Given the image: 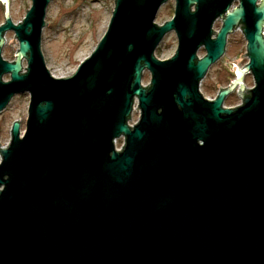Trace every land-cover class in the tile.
<instances>
[{
	"label": "water",
	"instance_id": "95a60500",
	"mask_svg": "<svg viewBox=\"0 0 264 264\" xmlns=\"http://www.w3.org/2000/svg\"><path fill=\"white\" fill-rule=\"evenodd\" d=\"M52 1L32 0L16 25L0 0V113L30 98L25 131L15 122L0 149V264H264V0H175L163 25L168 0H115L106 33L66 78L42 50ZM240 24L249 63L209 100L201 83ZM171 32L176 53L160 60ZM238 86L241 103L224 107Z\"/></svg>",
	"mask_w": 264,
	"mask_h": 264
},
{
	"label": "rangeland",
	"instance_id": "374dc122",
	"mask_svg": "<svg viewBox=\"0 0 264 264\" xmlns=\"http://www.w3.org/2000/svg\"><path fill=\"white\" fill-rule=\"evenodd\" d=\"M32 5V0H9L10 17L14 24L23 22L24 17ZM115 7V0H54L47 9V26L43 30L42 50L46 65L51 74L57 78L72 76L78 66L89 57L99 41L106 33L112 13ZM175 0H168L164 4L156 18L158 25H163L174 16ZM5 20V7L0 6V26ZM219 28V26L217 27ZM216 28V29H217ZM18 40L13 32L6 35V45L3 49V58L9 62L15 60L18 50ZM178 42L174 32L169 33L156 51V57L160 60L171 58L177 50ZM226 57L218 67L212 68L201 84L202 94L208 98H214L219 91L217 82L219 78L218 68L226 62H237L242 65V56L246 55V44L241 35L233 37L227 46ZM203 57V52L199 53ZM237 64V65H238ZM26 64L24 63V69ZM150 73L145 72L143 85L150 84ZM5 81L10 76H4ZM222 86L226 85L222 83ZM253 83V78L246 77L245 88ZM30 98L28 94L17 95L8 107L0 113V149L5 148L11 139V130L15 122L21 123V131H25L28 117ZM240 104V99L234 93L225 102L226 107ZM232 108V107H231ZM140 112L135 111L130 126L138 122ZM124 139L121 138L115 143L118 150H121ZM1 159V157H0Z\"/></svg>",
	"mask_w": 264,
	"mask_h": 264
},
{
	"label": "flooded vegetation",
	"instance_id": "af4514ba",
	"mask_svg": "<svg viewBox=\"0 0 264 264\" xmlns=\"http://www.w3.org/2000/svg\"><path fill=\"white\" fill-rule=\"evenodd\" d=\"M260 2H261L260 0H257L256 5L258 6V5L260 4ZM240 3H241V0H236V1L233 3L232 7H237V6L240 5ZM2 5L5 7V5L1 3L0 6H2ZM10 18H11V17H10ZM11 20H12V19H11ZM4 24H5V20H4V22L2 23V25H4ZM222 25H223V19H222V18L217 19L216 22H215L214 25H213V31H214L215 33H218V32L220 31V29L222 28ZM218 26H219V28H217ZM216 28H217V29H216ZM244 29H245V26H244L243 24H240V25L238 26V28L234 30V33L228 36L227 46L229 45V43H230V41H231V39H232L233 37H236L237 35H241V36L243 37V41H244L245 44H246V47H245L246 55H243V56H242V61H243L242 65L238 64L237 62H232V63L226 62L225 65H221V67L218 68V70H219V78H220L221 81L223 80V82H222L223 84H224V83L226 84V85L222 86L221 81H219V82L216 83V85H217L218 88H219L218 94L221 92V90H223V89H227L228 87H230L231 84L233 83V81L236 80L238 71L241 70V69H243V68H244L246 65H248V63H249V58H248V56H247V41H246V39H245ZM10 32H13V31H8V32L5 34V40H6V35H7L8 33H10ZM13 33H14V32H13ZM14 35H15V34H14ZM262 36H263V38H264V27H263V30H262ZM215 37H216V34L213 35V39H215ZM18 43H19V42H18ZM5 45H6V43H5ZM227 46H226V52H225V54L223 55V57H222L218 62H216L213 66H211V68L209 69L208 73H210V72L212 71V68L214 69L215 67H218L221 63L224 62L223 59L227 56V55H226L227 50H228V47H227ZM18 47H19V45H18ZM3 49H4V47H3ZM200 52H203V56H205L206 51H205V49H204L203 47L199 50L198 55H199ZM15 55H16V54H15ZM199 57H200V56H199ZM200 58H202V57H200ZM24 63L26 64V62H24ZM237 64H238V65H237ZM208 73H207V74H208ZM247 76H250V77L253 78V76H252L251 73L246 74V75L244 76V80H243L244 85H245V81H246V77H247ZM201 84H202V83H201ZM254 85H255V84H254V81H253V83H252L250 86L247 87V92H246L247 94L249 93V90H251V89L254 87ZM239 89H240V86H238V87L234 90V92L231 93L230 95H232V94L235 93V94L238 96V98H239V94H238ZM218 94H217L214 98L209 99V100H214V99L218 96ZM230 95H229V96H230ZM229 96H228V97H229ZM228 97L226 98V100L228 99ZM207 99H208V98H207ZM239 99H240V98H239ZM226 100H225V102H226ZM225 102H224V107H226ZM240 103H241V99H240ZM236 106H238V104L233 105V106H231V107L234 108V107H236ZM231 107H230V108H231Z\"/></svg>",
	"mask_w": 264,
	"mask_h": 264
},
{
	"label": "built area",
	"instance_id": "2783aa9c",
	"mask_svg": "<svg viewBox=\"0 0 264 264\" xmlns=\"http://www.w3.org/2000/svg\"><path fill=\"white\" fill-rule=\"evenodd\" d=\"M137 109H138V102H137V100H136L135 105H134V108H133V114H132V116L134 115V112L137 111ZM137 112H139V110H138ZM130 122H131V121H130ZM130 122H129V125H130ZM131 127H133V125H132ZM116 143H117V141H116ZM123 145H124V144H123ZM123 145H122V147H123ZM122 147H121V149H122ZM117 149H118V148H117Z\"/></svg>",
	"mask_w": 264,
	"mask_h": 264
}]
</instances>
